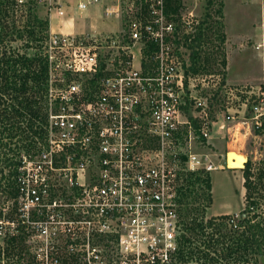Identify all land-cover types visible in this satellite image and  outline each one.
Returning <instances> with one entry per match:
<instances>
[{
  "label": "built area",
  "instance_id": "obj_1",
  "mask_svg": "<svg viewBox=\"0 0 264 264\" xmlns=\"http://www.w3.org/2000/svg\"><path fill=\"white\" fill-rule=\"evenodd\" d=\"M35 1L52 4L50 16L64 15L57 0ZM104 1L78 0L77 10ZM108 1L106 14L129 4L127 32H60L47 43V141L21 158L18 218L0 220L12 224L9 236L23 235L32 264H176L183 175L223 169L196 151L218 125L199 95L209 77L192 74L181 58L199 20L167 16L165 0ZM217 78L226 97L220 129L239 115L236 101L250 110L244 122L264 130V78L241 89Z\"/></svg>",
  "mask_w": 264,
  "mask_h": 264
},
{
  "label": "trees",
  "instance_id": "obj_2",
  "mask_svg": "<svg viewBox=\"0 0 264 264\" xmlns=\"http://www.w3.org/2000/svg\"><path fill=\"white\" fill-rule=\"evenodd\" d=\"M34 1L28 0L19 5L17 0H0V194L5 193L8 198L15 200L10 214L4 215L5 206L0 208V220L18 218L17 175L21 158L24 154L38 153L41 146L46 144L48 136L49 34L47 32L42 37L38 36L35 29L39 27L48 31L49 20L41 21L37 16L31 19V11L36 5ZM214 3L215 0H208L209 7ZM180 4L181 0H165L167 16H178ZM221 9L222 2L218 11L221 12ZM24 19L28 20L26 25L20 26ZM190 37L185 36L188 46H200L205 38L202 26L198 27L191 41ZM44 41H47L46 47L43 46ZM20 42H24L22 47L15 45ZM21 48H26V52L21 53ZM34 49H38L37 52L30 54ZM192 60L189 71L198 74L201 71L198 50L193 51ZM250 169V163L243 169L246 205L236 228L230 225L232 216L223 215L204 221L206 210L192 209L190 202H186L185 233L180 238L176 264H248L252 254L262 255L264 222L260 209L264 195L260 194L258 185L252 180ZM199 175H203V178ZM186 182L180 189L181 203L190 198L197 182L205 186L208 192L206 199L211 200L210 173H189ZM189 231L193 236L186 234ZM23 240L21 234L4 238L6 246L0 244V264H5L3 254L5 256L12 250L15 252L17 248L22 250ZM21 260L19 255L17 261Z\"/></svg>",
  "mask_w": 264,
  "mask_h": 264
},
{
  "label": "rangeland",
  "instance_id": "obj_3",
  "mask_svg": "<svg viewBox=\"0 0 264 264\" xmlns=\"http://www.w3.org/2000/svg\"><path fill=\"white\" fill-rule=\"evenodd\" d=\"M34 2L36 5L33 6L31 11L33 14L31 19L37 16L41 21L49 20L48 31L39 27H36L35 30L38 36L41 37L48 32L50 38L53 34L50 28V9L53 5L48 1L43 4ZM220 2H222L221 12L218 11ZM101 5L104 6V10L103 8L98 9V16L104 23V29L107 26L106 30L108 31H101L103 32L102 34L91 35L115 37L127 32V23L130 18L127 13L129 4L123 2L119 14L105 13L106 8L112 7V3L108 0H105ZM262 7L264 8L263 0H215L214 5L211 7L208 6V0H181L178 16H171L178 20L184 17H194L199 20L200 26L204 30L205 38L201 45L197 47L194 44V48H192L185 44L181 58L184 64L190 63L192 66L193 51L198 50L200 52L201 60L198 62V66H200L201 71L198 74L209 77V88L201 91L199 95L209 98L211 116L212 118L214 116L217 118L215 120L218 125L214 128L212 139L196 146V151L212 154L211 158L214 164L223 167V169L210 172L212 185L210 201L206 199L208 192L205 186L197 182L193 187V194L190 198H186L181 203L180 214L183 233H185L184 220L186 219L184 214L187 213L186 202H190L192 209L198 211L206 210L204 221L223 215H229L234 218L238 216L237 218L240 220L241 212L246 205L245 194L243 195V192L246 193L244 188L245 180L243 169H228L224 166L227 152L231 146H235L247 156L246 166L250 163L254 170L253 180L258 185L260 194L264 195V130L257 132L251 123L247 124V121V123L244 122V120L249 118L250 110L246 111L245 114V111L240 108V102L236 101L233 107L235 111H237L236 109L240 111L239 115L236 113L235 120L226 124L225 128L220 129L219 126L222 124L226 114V97L222 87L218 88L217 78V76H220L224 79L225 84L237 89L250 85L257 86L262 82L264 78V9ZM27 21V19L21 21L20 26H25ZM182 32L183 36L187 35V30H182ZM222 36L225 37L224 41H222ZM45 42L47 43V41H44L43 46L46 47ZM23 43H16L15 45L22 47ZM259 44H263V46L258 48ZM25 49L21 48V53L22 51L26 52ZM37 50H31L30 54L33 55ZM85 78L79 77L76 79L81 81L85 80ZM227 126L231 127L229 133ZM47 128L49 131V124ZM237 137H243V144L234 142ZM187 175L188 173L183 175V185L187 184ZM198 177L203 178V175ZM14 202L15 200L8 198L5 193L0 194V208L5 206L3 209L5 214H10L14 207ZM260 212L264 222V201ZM1 226L0 244L6 246L3 240L4 238H9L10 234L8 232H12L13 226L11 223ZM190 233V231L186 232L188 236H193V233ZM195 239L197 238L195 237ZM12 251L7 254L8 256L3 254L5 264H32V256L26 240H23L22 250L17 248L15 252ZM19 255H21V262L17 261ZM190 264L195 263L191 262ZM248 264H264V252L262 251V255L252 254Z\"/></svg>",
  "mask_w": 264,
  "mask_h": 264
},
{
  "label": "crops",
  "instance_id": "obj_4",
  "mask_svg": "<svg viewBox=\"0 0 264 264\" xmlns=\"http://www.w3.org/2000/svg\"><path fill=\"white\" fill-rule=\"evenodd\" d=\"M64 15L60 16L53 11L50 16V28L53 33H75V34H88L97 35L102 34L108 27L105 26L100 16H98V9L104 10L103 5L91 7L87 11L77 10L78 0H57ZM112 31V30H111ZM245 192H243V195Z\"/></svg>",
  "mask_w": 264,
  "mask_h": 264
},
{
  "label": "bare ground",
  "instance_id": "obj_5",
  "mask_svg": "<svg viewBox=\"0 0 264 264\" xmlns=\"http://www.w3.org/2000/svg\"><path fill=\"white\" fill-rule=\"evenodd\" d=\"M234 142H239L243 144V137H237ZM227 156L229 159V164L228 167L230 169H238V168H242L243 164L246 161V155L244 153H242L240 150H238V148H236L235 146H231V148L229 149V151L227 152Z\"/></svg>",
  "mask_w": 264,
  "mask_h": 264
},
{
  "label": "water",
  "instance_id": "obj_6",
  "mask_svg": "<svg viewBox=\"0 0 264 264\" xmlns=\"http://www.w3.org/2000/svg\"><path fill=\"white\" fill-rule=\"evenodd\" d=\"M246 163H247V160L245 161V163L243 164L242 168H240V169H245V167H246ZM228 164H229V159H228V156H227V157H226V168L230 169V168L228 167Z\"/></svg>",
  "mask_w": 264,
  "mask_h": 264
}]
</instances>
